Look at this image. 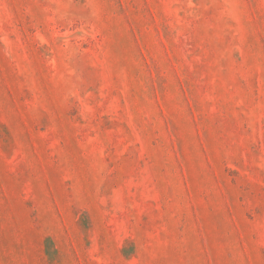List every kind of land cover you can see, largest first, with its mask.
<instances>
[{"label":"rangeland","instance_id":"obj_1","mask_svg":"<svg viewBox=\"0 0 264 264\" xmlns=\"http://www.w3.org/2000/svg\"><path fill=\"white\" fill-rule=\"evenodd\" d=\"M0 264H264V0H0Z\"/></svg>","mask_w":264,"mask_h":264}]
</instances>
